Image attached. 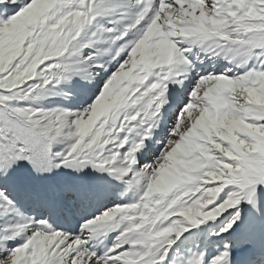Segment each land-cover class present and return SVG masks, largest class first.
I'll use <instances>...</instances> for the list:
<instances>
[{
    "label": "snow or ice",
    "instance_id": "obj_1",
    "mask_svg": "<svg viewBox=\"0 0 264 264\" xmlns=\"http://www.w3.org/2000/svg\"><path fill=\"white\" fill-rule=\"evenodd\" d=\"M0 264H264V0H0Z\"/></svg>",
    "mask_w": 264,
    "mask_h": 264
}]
</instances>
